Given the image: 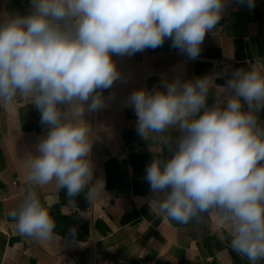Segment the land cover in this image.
<instances>
[{
    "label": "clouds",
    "instance_id": "obj_1",
    "mask_svg": "<svg viewBox=\"0 0 264 264\" xmlns=\"http://www.w3.org/2000/svg\"><path fill=\"white\" fill-rule=\"evenodd\" d=\"M228 0H29L27 13L0 14V104L28 99L48 128L28 154L26 191L11 212L19 235L44 242L55 220L36 189L54 184L75 199L102 200L93 180L95 127L85 118L114 98L122 79L114 56L171 47L196 59ZM250 9L255 0H237ZM216 76L161 81L127 97L137 134L161 147L145 170L151 203L170 221L205 214L229 229L231 248L249 264L264 262V63ZM212 102L209 103V98ZM175 133V135H173ZM166 153V154H165Z\"/></svg>",
    "mask_w": 264,
    "mask_h": 264
},
{
    "label": "crops",
    "instance_id": "obj_2",
    "mask_svg": "<svg viewBox=\"0 0 264 264\" xmlns=\"http://www.w3.org/2000/svg\"><path fill=\"white\" fill-rule=\"evenodd\" d=\"M226 9L216 28L206 33L196 59L172 48L171 40L156 49L113 57L122 79L103 95L114 98L85 114L95 127L93 180L103 178L107 194L90 202L84 193L71 199L54 184L37 188L56 223L48 241L19 235L11 216L30 188L28 154L48 128L30 100L0 104V264H90L97 259L108 264H249L231 248L229 229L215 216L179 224L150 202L153 194L144 178L152 159L149 147L159 156L161 145L137 134V118L126 103L133 90L162 88L165 78L211 75L223 85L233 70L256 60L264 63V0H255L251 9L228 0ZM28 10L29 0H0V14ZM259 118L264 121V111Z\"/></svg>",
    "mask_w": 264,
    "mask_h": 264
},
{
    "label": "built area",
    "instance_id": "obj_3",
    "mask_svg": "<svg viewBox=\"0 0 264 264\" xmlns=\"http://www.w3.org/2000/svg\"><path fill=\"white\" fill-rule=\"evenodd\" d=\"M227 13V9L225 7L223 15H225ZM90 264H108L106 261H103L101 259H97L95 261H92Z\"/></svg>",
    "mask_w": 264,
    "mask_h": 264
}]
</instances>
